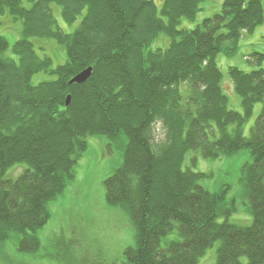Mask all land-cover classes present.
I'll return each mask as SVG.
<instances>
[{
  "label": "trees",
  "instance_id": "1",
  "mask_svg": "<svg viewBox=\"0 0 264 264\" xmlns=\"http://www.w3.org/2000/svg\"><path fill=\"white\" fill-rule=\"evenodd\" d=\"M27 1L0 0V26L5 12L22 22L12 54L0 32V247L14 239L21 252L39 250L49 204L75 180L87 139L104 136L109 149L123 146L121 165L104 182L109 204L135 228L123 264H197L215 242V264H243L244 257L264 264V69L228 68L241 113L229 107L216 61L264 24L262 0H224L192 30L179 25L194 20L204 0H163L160 7L154 0ZM53 6L67 24L81 17L74 32L60 27ZM163 35L169 45L154 47ZM45 39L64 47V64L54 67L38 53ZM89 67L86 82L70 83ZM158 123L165 136L155 141ZM245 150L253 156L241 180L253 216L248 226L228 219L235 207L221 208L227 187L210 192L200 183L207 175L193 170L199 157ZM10 168L16 178L7 176ZM220 214L227 219L219 222Z\"/></svg>",
  "mask_w": 264,
  "mask_h": 264
},
{
  "label": "rangeland",
  "instance_id": "2",
  "mask_svg": "<svg viewBox=\"0 0 264 264\" xmlns=\"http://www.w3.org/2000/svg\"><path fill=\"white\" fill-rule=\"evenodd\" d=\"M158 7L163 0H154ZM264 6V0H262ZM25 6L29 5L23 0ZM224 0H204L202 10L194 20L184 18L179 28L195 29L204 19L221 11ZM55 16L62 29L67 33L74 32L81 17L73 24H67L58 6H53ZM1 34L6 37L11 49L22 36V22L14 20L9 12L1 16ZM168 36H161L154 47L166 48ZM46 45L43 52L40 45ZM36 49L42 56L47 54L53 60L54 67L66 62V51L54 40H42L36 43ZM256 53L264 54V24L252 33L245 32L238 41L234 54L220 53L216 61L223 72V88L229 97V107L243 113L242 99L234 90L228 68L238 67L244 71L264 69V58L257 60ZM38 77H35V81ZM263 108V102L255 105L253 115L244 126V135L250 130ZM154 140L165 136V129L158 123L154 130ZM88 149L78 161L76 178L64 190L63 194L49 204L51 217L48 223L38 232L41 241L35 253L21 252L14 239L0 247V264H123L126 248L136 243L135 228L130 218L121 207L109 204L106 198L105 180L122 163L123 146L120 144L108 148V139L104 136H93L88 139ZM188 159L190 160V157ZM253 161L250 151H240L229 157L206 159L199 157L193 170L207 176L200 183L210 192H219L227 187L226 203L223 207H235L228 219L236 224L248 226L252 223V214L248 210V198L245 197L241 182L244 166ZM189 163V161H188ZM10 168L7 176L16 178L17 170ZM234 202V203H233ZM227 217L218 216L223 222ZM169 238H174L171 234ZM165 245V243H164ZM219 242L209 247L197 264H215ZM246 264V257L243 259Z\"/></svg>",
  "mask_w": 264,
  "mask_h": 264
},
{
  "label": "water",
  "instance_id": "3",
  "mask_svg": "<svg viewBox=\"0 0 264 264\" xmlns=\"http://www.w3.org/2000/svg\"><path fill=\"white\" fill-rule=\"evenodd\" d=\"M92 71H93V68L92 67H89L85 70H83L82 72H80L79 74H77L71 81L70 83H84L86 82L90 76L92 75ZM70 101H71V96L69 95L67 97V101H66V104L69 105L70 104Z\"/></svg>",
  "mask_w": 264,
  "mask_h": 264
}]
</instances>
